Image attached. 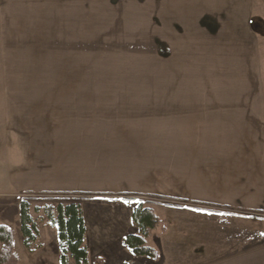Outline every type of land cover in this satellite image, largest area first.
I'll return each instance as SVG.
<instances>
[{
  "label": "crops",
  "instance_id": "0c3cea01",
  "mask_svg": "<svg viewBox=\"0 0 264 264\" xmlns=\"http://www.w3.org/2000/svg\"><path fill=\"white\" fill-rule=\"evenodd\" d=\"M133 1L148 5L149 41L165 54L168 90L151 110L163 116L164 194L174 201L149 205L166 214L154 260L124 244L140 234L135 201L83 200L88 264H264V0ZM92 13L93 0H0V224L15 233L19 264L61 256L49 222L25 246L22 199L109 191L87 129L93 95L39 90L72 82L76 54L91 76Z\"/></svg>",
  "mask_w": 264,
  "mask_h": 264
},
{
  "label": "rangeland",
  "instance_id": "374dc122",
  "mask_svg": "<svg viewBox=\"0 0 264 264\" xmlns=\"http://www.w3.org/2000/svg\"><path fill=\"white\" fill-rule=\"evenodd\" d=\"M133 2V0H93L92 59L87 58V67L90 66L92 70L91 76L89 70L86 73L84 70L77 71L79 65L84 63V59L79 57L80 54H76V61L72 58V82H68V79L65 82L62 79L61 85H46L39 88L45 92L60 91L93 95L92 122L87 129L92 132L91 152L94 169H101L103 177L104 170L107 169L109 174L107 192L35 193L26 196L25 199L31 206V216L39 227L49 222L47 210L55 208L58 204L72 202L74 199L80 200L81 204L89 197H95L97 200H104L106 197L109 200L130 199L128 201L136 202L133 206L134 210L139 206V201L145 206L151 203L163 206L174 201L164 194L166 155L163 116L156 118L157 112L154 117V112L151 110L154 108V103H163L164 94L168 90L165 83V54L163 46L159 48L158 43L154 53L155 46L149 41L148 24L144 23L149 17L148 5H134ZM134 10L143 12L140 11L139 13L142 14L138 15ZM143 17L146 19L144 20ZM62 62L64 59L61 58ZM2 88L3 86L0 85V93ZM102 104L108 106L101 108ZM132 114H137L134 120L130 118ZM157 119L160 122L154 123ZM94 175L96 177L97 174ZM122 188L151 190L155 195L144 196L140 195L142 193L122 192ZM96 204L97 202L89 203L92 207ZM101 206L105 205L101 204ZM163 208L156 209L162 221L166 217ZM119 211L128 214L127 209L120 210L119 207ZM161 227H165V222ZM151 235L146 239V245L161 251L159 247L163 243V237L160 231L154 230ZM48 239H51V236ZM17 254L23 259L22 246L17 247ZM69 264L76 263L70 259Z\"/></svg>",
  "mask_w": 264,
  "mask_h": 264
},
{
  "label": "trees",
  "instance_id": "16d2710c",
  "mask_svg": "<svg viewBox=\"0 0 264 264\" xmlns=\"http://www.w3.org/2000/svg\"><path fill=\"white\" fill-rule=\"evenodd\" d=\"M20 209L24 244L29 247L39 236V226L32 218L31 206L25 198L22 199ZM46 215L49 223L58 229V238L61 243L60 264H69L70 259H73L76 264H88L89 253L84 245L86 225L80 200L74 199L67 204H58L55 208L47 210ZM132 217L140 229V235H127L124 238V244L136 257L159 259L158 251L148 247L146 239L150 237L152 231L159 228L164 230V227H161L164 222L153 208L145 206L142 201H139V206L134 210ZM14 242L13 229L0 225V264H19ZM96 263L102 264V261L98 259Z\"/></svg>",
  "mask_w": 264,
  "mask_h": 264
}]
</instances>
